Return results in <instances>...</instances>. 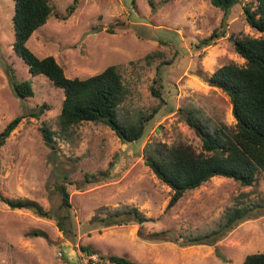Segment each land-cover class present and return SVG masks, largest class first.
<instances>
[{
    "label": "rangeland",
    "instance_id": "rangeland-1",
    "mask_svg": "<svg viewBox=\"0 0 264 264\" xmlns=\"http://www.w3.org/2000/svg\"><path fill=\"white\" fill-rule=\"evenodd\" d=\"M246 1L251 0L228 11L210 0H77L70 18L52 17L34 32L28 47L40 57L55 56L69 77L86 78L117 64L129 89L119 109L123 121L161 104L143 137L125 142L102 122L86 121L60 132L64 89L44 74L33 75L15 52L16 0H0V130L23 116L0 147V192L63 214L68 211L61 207L58 186L66 184L72 203L66 226L73 229L64 232L37 206L12 209L0 197V264H93L92 255L96 264H113L104 258L111 254L149 264H242L248 254L264 251V172L250 186L212 177L168 208L173 190L145 163L149 143L184 141L202 150V139L183 117V107L196 108L213 126L235 125L229 96L201 74H211L230 60L245 62L233 38L261 34L245 20ZM51 2L65 13L74 0ZM215 29L224 31L216 42L200 45ZM23 80L32 82L34 96L15 93L13 81ZM153 85L160 87L163 101L153 94ZM45 125L55 132L52 144L45 142ZM100 171L109 174L97 182L85 181L86 172ZM256 205L250 219L221 236L183 244L185 236L219 229L229 209ZM130 207L154 219L143 225L145 235L166 231L163 237L168 239L140 236L141 225L135 221L100 218Z\"/></svg>",
    "mask_w": 264,
    "mask_h": 264
},
{
    "label": "trees",
    "instance_id": "trees-1",
    "mask_svg": "<svg viewBox=\"0 0 264 264\" xmlns=\"http://www.w3.org/2000/svg\"><path fill=\"white\" fill-rule=\"evenodd\" d=\"M224 10H230L241 0H210ZM77 7V0L70 4L65 13L55 10L51 0H16L13 16L15 52L27 63L33 75H46L57 87L63 88L65 98L59 114L60 132H69L82 122L105 123L125 142L140 140L146 130L148 121L160 110L161 104L141 112L136 118L123 121L120 118V107L127 100L129 89L120 67L117 64L107 66L104 70L86 78L69 77L64 66L53 55L40 57L27 45L34 32L45 25L52 17L67 20ZM243 13L247 23L259 36L242 34L233 38L236 52L245 59L243 64L230 60L213 73H203L201 77L210 85L222 89L230 98L232 113L236 120L230 126L224 122L211 125L196 108H181L183 117L196 130L202 139V150L197 151L184 141L149 143L146 148L145 163L164 183L173 190L168 208L174 206L187 190L196 189L215 176L232 178L244 186L255 184L259 175L264 172V0L246 1ZM222 32L215 29L208 37L200 41L206 46L216 42ZM147 55V59L152 57ZM10 79H13L11 76ZM12 81V80H11ZM157 82V81H155ZM15 93L20 97L34 96L35 91L30 80L13 81ZM153 94L163 101L160 87L152 86ZM44 105L42 106V108ZM23 116L13 118L3 130H0V147L17 128ZM47 144L54 142L55 132L50 126L42 128ZM71 133V132H70ZM69 133V134H70ZM1 172V158H0ZM109 171L99 174H85L86 182H97L107 176ZM58 191L62 196L61 207L68 213L44 211L31 199L10 198L1 195V200L12 209L37 206L44 216L55 218L57 225L66 233H71L66 223L71 216L70 192L66 184H60ZM260 205L253 207L236 206L225 215V223L217 230L206 235L184 237L183 244L194 245L207 243L215 235L221 236L242 221L251 218ZM95 215L91 222H95ZM110 223L135 221L140 236L150 240H167L163 237L166 231L144 234L143 225L154 220L146 216L138 207L108 211L100 217ZM121 218H123L122 221ZM40 235L35 231V235ZM83 250L93 254L90 247ZM113 264H149L138 262L127 256L111 254L104 257ZM242 264H264V251L250 253Z\"/></svg>",
    "mask_w": 264,
    "mask_h": 264
},
{
    "label": "built area",
    "instance_id": "built-area-1",
    "mask_svg": "<svg viewBox=\"0 0 264 264\" xmlns=\"http://www.w3.org/2000/svg\"><path fill=\"white\" fill-rule=\"evenodd\" d=\"M93 256V258L96 260L97 259V257L96 256H94V255H92ZM93 261V264H96V261Z\"/></svg>",
    "mask_w": 264,
    "mask_h": 264
},
{
    "label": "water",
    "instance_id": "water-1",
    "mask_svg": "<svg viewBox=\"0 0 264 264\" xmlns=\"http://www.w3.org/2000/svg\"><path fill=\"white\" fill-rule=\"evenodd\" d=\"M37 210V208H35Z\"/></svg>",
    "mask_w": 264,
    "mask_h": 264
}]
</instances>
